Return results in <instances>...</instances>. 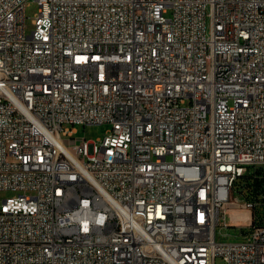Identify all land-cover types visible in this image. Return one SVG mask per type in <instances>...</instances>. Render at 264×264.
Segmentation results:
<instances>
[{"label": "built area", "instance_id": "built-area-1", "mask_svg": "<svg viewBox=\"0 0 264 264\" xmlns=\"http://www.w3.org/2000/svg\"><path fill=\"white\" fill-rule=\"evenodd\" d=\"M30 1L0 0V264H264V188L234 198L264 177V0H34L28 33Z\"/></svg>", "mask_w": 264, "mask_h": 264}, {"label": "rangeland", "instance_id": "rangeland-1", "mask_svg": "<svg viewBox=\"0 0 264 264\" xmlns=\"http://www.w3.org/2000/svg\"><path fill=\"white\" fill-rule=\"evenodd\" d=\"M39 11V5L36 1L32 0L27 4L25 14H26V30L28 33H30L33 28V19L35 18L36 14ZM64 127L66 128H73L75 130L74 138H82L85 137L87 139L91 140H97L99 138L104 137L106 132L110 129L109 124H90V125H81L76 124L72 126L71 124H65ZM254 172L253 167H249V171L246 174L247 176L240 178L238 182L235 185L236 191H234V198H238L240 201L245 200L248 196H250V189L249 184L252 182V174ZM247 183V188L243 189V193L240 191L243 188V184ZM16 193L9 190H0V203L1 201L8 197L15 195ZM237 199V200H238ZM245 213H242V212ZM248 210L244 208L239 207H232L227 211V217L226 222L227 226L224 225V220L221 221L220 225L217 226V239L219 241H225V242H234V241H242L245 237L244 234L248 233L251 230V227H243L245 224H247V221H243L242 219H233L232 215L233 213H236L237 215L248 217L249 214L247 213ZM256 212L260 218L264 217V208L259 207L256 209ZM243 227V228H242ZM216 264H223V260L218 257L216 260Z\"/></svg>", "mask_w": 264, "mask_h": 264}, {"label": "trees", "instance_id": "trees-1", "mask_svg": "<svg viewBox=\"0 0 264 264\" xmlns=\"http://www.w3.org/2000/svg\"><path fill=\"white\" fill-rule=\"evenodd\" d=\"M261 173V171H259ZM252 182L248 185L247 183H244L243 186L244 188H247V185L249 186V189L251 191L250 196L248 198H251L253 195H256V193L262 188H264V177L263 176H257V177H252ZM255 213H257L255 211ZM264 218V217H263ZM262 218V219H263ZM264 221L259 220L258 222L255 223H262Z\"/></svg>", "mask_w": 264, "mask_h": 264}, {"label": "bare ground", "instance_id": "bare-ground-1", "mask_svg": "<svg viewBox=\"0 0 264 264\" xmlns=\"http://www.w3.org/2000/svg\"><path fill=\"white\" fill-rule=\"evenodd\" d=\"M232 218L234 220L238 219V218H243L244 221H248L249 220V216L248 217H243V216L237 215L236 213H233Z\"/></svg>", "mask_w": 264, "mask_h": 264}, {"label": "crops", "instance_id": "crops-1", "mask_svg": "<svg viewBox=\"0 0 264 264\" xmlns=\"http://www.w3.org/2000/svg\"><path fill=\"white\" fill-rule=\"evenodd\" d=\"M242 213H245V212L243 211ZM247 213H248V214H250V212H249V211H247Z\"/></svg>", "mask_w": 264, "mask_h": 264}]
</instances>
